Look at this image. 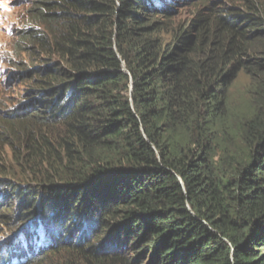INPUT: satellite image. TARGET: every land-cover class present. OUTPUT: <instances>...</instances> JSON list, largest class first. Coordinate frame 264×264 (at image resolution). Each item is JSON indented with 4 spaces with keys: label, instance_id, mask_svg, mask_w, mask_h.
Wrapping results in <instances>:
<instances>
[{
    "label": "trees",
    "instance_id": "1",
    "mask_svg": "<svg viewBox=\"0 0 264 264\" xmlns=\"http://www.w3.org/2000/svg\"><path fill=\"white\" fill-rule=\"evenodd\" d=\"M237 2L29 0L0 264H264V0Z\"/></svg>",
    "mask_w": 264,
    "mask_h": 264
},
{
    "label": "rangeland",
    "instance_id": "2",
    "mask_svg": "<svg viewBox=\"0 0 264 264\" xmlns=\"http://www.w3.org/2000/svg\"><path fill=\"white\" fill-rule=\"evenodd\" d=\"M214 1V0H213ZM221 4H227L232 7H238V0H218ZM29 3V0H0V105H4V110H11L12 108H17L19 102L24 100L22 99V94L27 91L23 84H18L16 79V69L15 66H12V63L16 60L13 52L12 45L16 43L17 38L20 36L22 28V18L25 15L26 5ZM186 2L181 4V6ZM191 9L186 8L183 11L181 8H176L174 11L177 14H180L182 18H186L192 12ZM244 79L242 76H239L236 83L232 88V98L238 104L241 103L243 94H244ZM12 101V102H10ZM9 157V154H7ZM9 166L12 167V170H19V167L9 162ZM16 167V169L14 168ZM7 172L8 170H0ZM11 171V170H10ZM1 176V175H0ZM59 184H66L69 181H56ZM34 182L28 181L26 184H33ZM80 190L75 196L76 203L82 200V195H79ZM68 196L72 197V194ZM75 211L73 212V214ZM10 235V232L7 233L6 229L0 228V240L1 238H6ZM104 234L100 233L102 237ZM94 242L91 244L94 245ZM106 247H109L107 244Z\"/></svg>",
    "mask_w": 264,
    "mask_h": 264
},
{
    "label": "clouds",
    "instance_id": "3",
    "mask_svg": "<svg viewBox=\"0 0 264 264\" xmlns=\"http://www.w3.org/2000/svg\"><path fill=\"white\" fill-rule=\"evenodd\" d=\"M16 58V57H15ZM16 60H17V58H16ZM16 60L14 61V62H16ZM13 66V65H12ZM19 106L17 107V108H12L11 110H9L10 112H15L18 108H20L21 107V105H20V103L18 104ZM8 110H5V112H7ZM16 233V232H15ZM15 233L13 234V235H9L8 237H6V238H1V240H0V249L2 250L3 248H4V246H5V243L9 240V239H11L14 235H15Z\"/></svg>",
    "mask_w": 264,
    "mask_h": 264
}]
</instances>
